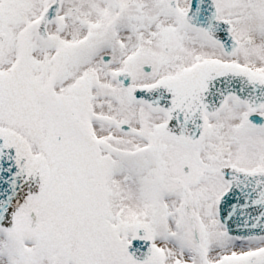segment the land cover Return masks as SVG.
I'll use <instances>...</instances> for the list:
<instances>
[{
	"label": "snow or ice",
	"instance_id": "6c2138e0",
	"mask_svg": "<svg viewBox=\"0 0 264 264\" xmlns=\"http://www.w3.org/2000/svg\"><path fill=\"white\" fill-rule=\"evenodd\" d=\"M0 264H264V0H0Z\"/></svg>",
	"mask_w": 264,
	"mask_h": 264
}]
</instances>
